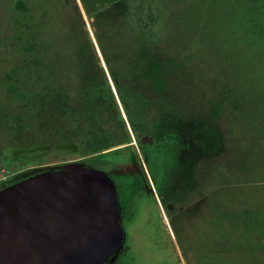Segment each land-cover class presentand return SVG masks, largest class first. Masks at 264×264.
<instances>
[{"label":"rangeland","instance_id":"obj_1","mask_svg":"<svg viewBox=\"0 0 264 264\" xmlns=\"http://www.w3.org/2000/svg\"><path fill=\"white\" fill-rule=\"evenodd\" d=\"M145 158L104 264H264V0H0V189Z\"/></svg>","mask_w":264,"mask_h":264},{"label":"water","instance_id":"obj_2","mask_svg":"<svg viewBox=\"0 0 264 264\" xmlns=\"http://www.w3.org/2000/svg\"><path fill=\"white\" fill-rule=\"evenodd\" d=\"M115 183L75 164L0 189V264H104L123 240Z\"/></svg>","mask_w":264,"mask_h":264},{"label":"flooded vegetation","instance_id":"obj_3","mask_svg":"<svg viewBox=\"0 0 264 264\" xmlns=\"http://www.w3.org/2000/svg\"><path fill=\"white\" fill-rule=\"evenodd\" d=\"M142 166L143 168H142L141 178H138L137 173L135 172L132 174H128L129 176L128 178H124V176L122 177L121 175L119 176V186H118L119 193L117 191V187H116V191H117V196H118V204L120 208V216L129 205V195H130L129 189H131V187L134 189L139 187L142 190H147L149 194V196H147V193H145L146 195L144 196L146 197H140V200H142V203H140V206H139L140 210L138 209L136 211V214H138V216H141V220L142 218H145V216L148 215L150 211L156 212L159 210L160 212V209L163 211V207L161 206V203L159 202V197L156 192V188H158L157 191L159 194H163V192H161V189L164 186L162 187V185L160 184L161 182L156 181V178H152L151 175L148 173V168H147L148 164H147L146 158L143 160ZM147 197L151 198L150 202L145 200ZM165 208L169 212L173 211L174 209L173 205L170 202L165 203ZM161 220L164 224H166L164 218H161Z\"/></svg>","mask_w":264,"mask_h":264},{"label":"trees","instance_id":"obj_4","mask_svg":"<svg viewBox=\"0 0 264 264\" xmlns=\"http://www.w3.org/2000/svg\"><path fill=\"white\" fill-rule=\"evenodd\" d=\"M146 58H147V66L148 68H146V71L150 74V78H153L154 80H157L159 79L161 76L158 75V70L159 69V64L158 62L152 60V58L146 54ZM155 88L157 90H161L162 89L160 88L159 84L156 85V81H155ZM60 94H58L57 92H43V95H42V100H44L45 98H50V99H53V98H56L58 97ZM56 112L58 114H60L61 116L64 115V112L63 111H60V109L56 110ZM106 141H107V138L106 136L103 134L101 139L98 138V136H95V138L92 140V142H90V149L91 151H99V150H102L105 146H106Z\"/></svg>","mask_w":264,"mask_h":264}]
</instances>
